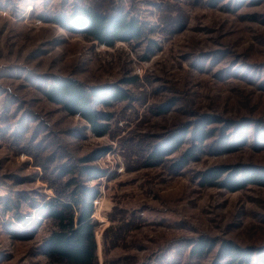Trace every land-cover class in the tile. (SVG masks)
Wrapping results in <instances>:
<instances>
[{
  "label": "rangeland",
  "instance_id": "rangeland-1",
  "mask_svg": "<svg viewBox=\"0 0 264 264\" xmlns=\"http://www.w3.org/2000/svg\"><path fill=\"white\" fill-rule=\"evenodd\" d=\"M94 4L138 19L141 38L107 46L56 22ZM135 76L138 82L128 83ZM55 77L129 93L97 106L112 115L109 134L97 136L81 116L47 99ZM196 121L217 133L195 159L173 168L186 140L163 163L146 164L150 149ZM258 126L264 0H0V264H53L44 251L53 223L39 202L56 196L49 180L64 182L73 164L75 171L87 165L105 172L80 177L99 191L97 264H211L218 248L201 260L189 255L200 236L264 246V186L233 192L199 179L222 165H249L264 175ZM239 129L246 143L225 151L220 133L232 138ZM7 203L35 225H22Z\"/></svg>",
  "mask_w": 264,
  "mask_h": 264
},
{
  "label": "trees",
  "instance_id": "trees-1",
  "mask_svg": "<svg viewBox=\"0 0 264 264\" xmlns=\"http://www.w3.org/2000/svg\"><path fill=\"white\" fill-rule=\"evenodd\" d=\"M56 22L62 24L70 32L81 29V32L91 40L107 46H113L118 41L138 40L144 31L142 22L138 19L128 18L122 12H116L115 9L113 11V9H107L98 4L74 8L68 13L61 14L56 18ZM138 80L135 76L128 83L136 84ZM44 94L49 101L60 105L69 115L81 116L99 137L110 133L112 115L107 111L97 109V106L110 107L116 102L130 98L129 93L122 88L108 85L86 87L77 80L58 77L53 78V81L47 85ZM201 122L196 121L188 125L180 135H172L161 146L150 149L146 164L163 163L166 157L181 150L186 140H190V146L173 165V168L185 167L197 157L200 147L216 136L215 128L208 127V123ZM257 128L256 133L264 135V126ZM245 132L239 129L238 134L231 138L223 130L220 137L228 143L226 144L228 147L224 150L232 151L235 150L236 145H244L247 141ZM107 151L108 149L100 150L86 157L85 160L93 161ZM64 166L66 164L62 165L63 168ZM74 167L73 164L64 182H60L58 175L51 178L52 182L49 180V183L54 187L56 196L39 202V211L43 219H50L53 223V229L44 241V251L53 264H97L98 245L93 214L94 200L99 195V191L96 187L86 185L80 177L85 175L93 179L101 178L105 172L87 165L80 166L76 171ZM64 173L65 171L62 175ZM199 179L202 186H217L233 192L251 184L264 186V175L257 167L249 165L214 167L201 172ZM7 206L9 210L15 212L17 220L27 227L31 220L27 214L20 213L17 205L13 206V203H7ZM33 224L35 225L31 222L30 226ZM215 249H217V254L211 264H264V246L242 247L233 240L217 242L216 239L207 236H200L192 243L189 255L201 260Z\"/></svg>",
  "mask_w": 264,
  "mask_h": 264
}]
</instances>
